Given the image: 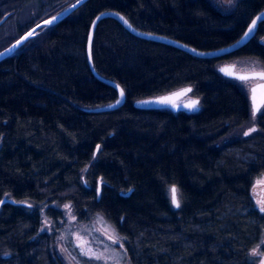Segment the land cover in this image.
Listing matches in <instances>:
<instances>
[{
  "label": "trees",
  "instance_id": "1",
  "mask_svg": "<svg viewBox=\"0 0 264 264\" xmlns=\"http://www.w3.org/2000/svg\"><path fill=\"white\" fill-rule=\"evenodd\" d=\"M27 1L0 0V19L17 17ZM47 1L28 29L76 0ZM106 10L138 29L213 50L238 40L264 0H237L229 11L210 0H89L2 60L0 200L15 202L0 208V264H65L56 232L41 231L43 211L55 222L63 217L53 203H69L80 222L102 215L131 264H255L250 252L262 239L264 212L252 186L264 175V111L253 132L221 142L248 122L251 105L218 65L252 58L264 66V22L233 53L199 58L102 19L94 66L121 84L126 102L96 112L117 99L86 54L91 22ZM189 86L200 99L197 112L134 105Z\"/></svg>",
  "mask_w": 264,
  "mask_h": 264
},
{
  "label": "rangeland",
  "instance_id": "2",
  "mask_svg": "<svg viewBox=\"0 0 264 264\" xmlns=\"http://www.w3.org/2000/svg\"><path fill=\"white\" fill-rule=\"evenodd\" d=\"M216 7L223 11H229L237 0H210ZM47 0H28L17 17L5 22L0 27V46L20 36V33L29 27V23L37 15L47 9ZM222 65H233L234 70L241 74L251 72H264V66L252 58H238L221 62ZM248 79H235L250 97L251 87L261 82V79L247 76ZM195 98L191 93L185 100ZM250 100V99H249ZM251 105V117L248 122L223 136L221 142L234 137L248 135L256 129V119L264 111V104L258 114H253ZM201 106V104H200ZM247 133V134H246ZM252 195L256 207L264 209V175L257 178L252 186ZM62 210L63 217L55 222L45 216L43 211V226L41 231L55 233V249L63 258L65 264H131L122 238L115 228L102 216L98 215L92 220L80 222L73 213L71 205L51 204ZM264 247V232L260 244L251 250V258L255 264H264V255H261ZM255 253V254H253Z\"/></svg>",
  "mask_w": 264,
  "mask_h": 264
},
{
  "label": "water",
  "instance_id": "3",
  "mask_svg": "<svg viewBox=\"0 0 264 264\" xmlns=\"http://www.w3.org/2000/svg\"><path fill=\"white\" fill-rule=\"evenodd\" d=\"M89 0H81V2H77V0L67 7H65L63 10L59 11L58 13L36 23L33 27L28 29L26 32H24L19 38H17L14 42H12L10 45L5 47L0 51V62L8 57H11L15 55L18 51V49L23 46L28 40L36 37L39 35V33L47 27L53 26L60 21H62L64 18L71 15L74 11H76L79 7H81L83 4H85ZM75 5V7H73ZM10 14H5L0 19V26L3 25L9 18ZM113 18L117 20L128 32L133 34L134 36L152 40L164 44L171 45L173 47H176L180 50H183L193 56L199 57V58H220L224 57L230 53H233L234 51L242 48L247 43H249L254 37L256 36L257 30L259 25L264 22V10L257 13L254 18L249 23L248 27L244 31V33L241 35V37L233 42L230 45L213 49V50H200L197 49L189 44H186L182 41H179L175 38L161 35L158 33L148 32L141 29L136 28L122 13L115 11V10H106L102 11L99 14L95 16V18L92 20L88 37H87V45H86V54H87V60L89 67L93 74L104 83L110 85L111 87L115 88L117 91V99L111 103L98 106L93 108V111L96 112H103V111H110L115 110L124 105L126 102V93L121 84H119L117 81L112 80L110 78H106L104 76H101L95 69L94 62H93V56H92V44L93 39L95 35L96 28L99 24V22L104 18ZM55 18V19H54ZM259 18V19H258ZM51 21V23H49ZM255 21V24L253 25V22ZM252 29L250 32L249 29ZM31 33V35H29ZM219 71L222 75H224L227 78L230 79H239L240 76H252L254 78L261 79V82L258 84H255L251 87V93H250V102L252 104V110L253 114H258L260 108L264 104V76H261L260 74L264 73L262 71L258 72H251L247 74H241L234 70L233 65H223L222 67H219ZM191 89V91L185 92L183 95H174L176 93L184 92V90ZM255 89V91H253ZM121 91L123 92V95H121ZM192 93V87H185L167 94L148 97L145 99L136 100L134 102V105L138 108H144V109H164V108H170L173 111H187V112H197L200 110V99L198 97L186 99L187 101L185 103H179L183 98H185L188 94ZM168 97L166 102L161 103V98ZM119 101V103H117ZM193 102H196L193 104ZM98 149V148H97ZM132 190H129L127 193H124V195H128ZM101 192V184L99 182L98 185V194ZM173 199V194H172ZM11 202L14 203L15 200L11 198H3L0 200V208L3 204ZM176 202H178L177 198V192H176ZM174 205L176 206V203L173 201ZM177 207V206H176Z\"/></svg>",
  "mask_w": 264,
  "mask_h": 264
},
{
  "label": "snow or ice",
  "instance_id": "4",
  "mask_svg": "<svg viewBox=\"0 0 264 264\" xmlns=\"http://www.w3.org/2000/svg\"><path fill=\"white\" fill-rule=\"evenodd\" d=\"M77 2L79 3V2H81V0H77ZM73 7H75V5H73ZM55 19V18H54ZM259 19V18H258ZM49 23H51V21H49ZM255 24V21L253 22V25ZM249 31L251 32L252 31V29L250 28L249 29ZM29 35H31V33L29 34ZM261 76H264V73H262V74H260ZM239 79H248V77H246V76H240V77H238ZM187 91H191V89H187V90H184V92H181V93H176V94H174V95H183V94H185V92H187ZM253 91H255V89H253ZM121 95H123V92L121 91ZM168 99H170V98H168V97H165V98H161V103H164V102H166ZM117 103H119V101H117ZM196 102H193V104H195ZM253 131H254V129H253ZM247 134V133H246ZM171 192H172V194H173V201L176 203V206L177 207H179V203L178 202H176V192H177V189L175 188V187H173L172 189H171ZM262 211H264V209H262ZM253 254H255V253H253ZM261 255H264V253H262Z\"/></svg>",
  "mask_w": 264,
  "mask_h": 264
},
{
  "label": "flooded vegetation",
  "instance_id": "5",
  "mask_svg": "<svg viewBox=\"0 0 264 264\" xmlns=\"http://www.w3.org/2000/svg\"><path fill=\"white\" fill-rule=\"evenodd\" d=\"M32 27H33V26H32ZM29 29H30V28H29ZM222 66H223V65H222ZM222 66H221V67H222ZM186 101H187V100H185V98H183L179 103L182 104V103H185Z\"/></svg>",
  "mask_w": 264,
  "mask_h": 264
}]
</instances>
